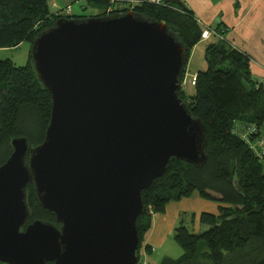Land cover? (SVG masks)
I'll use <instances>...</instances> for the list:
<instances>
[{
	"label": "water",
	"instance_id": "1",
	"mask_svg": "<svg viewBox=\"0 0 264 264\" xmlns=\"http://www.w3.org/2000/svg\"><path fill=\"white\" fill-rule=\"evenodd\" d=\"M30 56L50 120L34 148L13 138L0 166V263L138 264L141 192L173 160H206V129L179 98L184 47L128 11L59 18ZM30 183L57 225L27 224Z\"/></svg>",
	"mask_w": 264,
	"mask_h": 264
},
{
	"label": "trees",
	"instance_id": "2",
	"mask_svg": "<svg viewBox=\"0 0 264 264\" xmlns=\"http://www.w3.org/2000/svg\"><path fill=\"white\" fill-rule=\"evenodd\" d=\"M48 1L0 0V50L23 42L31 46L36 36L59 18H86L52 14ZM109 1L87 0V4L104 8ZM154 1L158 3L142 0L134 9L117 13L132 11L166 24L184 47L182 81L190 51L200 42L201 28L179 1ZM103 16L107 15L94 17ZM205 61L206 70L197 72L192 84L193 95L185 100L180 90L179 98L206 129V160L199 167L173 160L166 172L141 192L142 210L136 220L138 257L152 217L162 214L168 203L197 194L219 203L218 214L199 215V224L207 227L200 233H191L183 225L175 228L173 241L183 254L159 264H264V161L251 149L262 138L264 90L250 74L249 57L224 40L206 46ZM51 105L31 56L19 67L8 59L0 60V166L12 152L13 138L24 137L29 149L43 142ZM238 127L244 132H238ZM251 128L254 132L245 139L243 134ZM26 201L27 224L40 220L57 225L55 215L41 207L33 183L26 189ZM144 249L150 252L149 246Z\"/></svg>",
	"mask_w": 264,
	"mask_h": 264
},
{
	"label": "crops",
	"instance_id": "3",
	"mask_svg": "<svg viewBox=\"0 0 264 264\" xmlns=\"http://www.w3.org/2000/svg\"><path fill=\"white\" fill-rule=\"evenodd\" d=\"M178 1L189 10L200 28L209 27L222 40L249 57L250 74L264 90V0ZM210 40H212L211 43L220 41L214 36L208 39ZM201 43L199 42L196 46ZM238 132L244 131L238 127ZM262 132L261 137L264 138ZM220 207L219 203L205 200L197 194L168 203L162 214L152 217L151 228L144 236L142 247L149 246L152 249V252H149L151 255L154 253L153 255L157 256L161 251L156 258L160 257L159 262L170 259L166 252L171 247L168 245L171 244L167 245V243L173 241L175 228L180 225L187 228L190 222L191 227L196 231L193 233L205 231L207 227L199 224V215L201 213L217 215ZM163 249L166 250L163 251ZM182 254L183 252L179 253L180 256Z\"/></svg>",
	"mask_w": 264,
	"mask_h": 264
},
{
	"label": "rangeland",
	"instance_id": "4",
	"mask_svg": "<svg viewBox=\"0 0 264 264\" xmlns=\"http://www.w3.org/2000/svg\"><path fill=\"white\" fill-rule=\"evenodd\" d=\"M110 2V1H109ZM142 2V0H122L115 3H109L107 7H101L98 5L92 6L87 4V0H49L48 1V8L50 13L52 14H60L62 16H85L86 18L98 16L101 14L109 15L113 13H117V11H123L125 9H134ZM69 13V14H68ZM211 35L210 37H212ZM209 37V38H210ZM208 38V39H209ZM208 39H201L198 46L192 52V48L190 51V55L186 64L185 75L181 82V92L183 93V97L185 100H188L190 96L193 95L194 89L191 85V79L196 76L195 73L199 71H204L207 68V63L205 61V48L208 44L211 43L212 40L208 41ZM192 52V53H191ZM31 54V46L28 42H23L16 48L12 49H2L0 50V60L8 59L10 60L15 66H25ZM263 131V132H262ZM262 133L264 134V128H262ZM191 223H188V230L189 232L193 233L196 232L193 227H191ZM202 232V231H201ZM174 235V234H173ZM171 245H168V244ZM168 251L166 254L171 257L170 259H177L179 258V253L183 252L182 249L174 242L170 241L167 243ZM200 249V246L199 248ZM166 249H163L165 251ZM152 252V249H150ZM161 252V251H160ZM158 252V254H160ZM154 254V253H153ZM151 255L147 253L144 247H141V251L139 253V257L141 261H145L149 264H159L160 262L156 259V255Z\"/></svg>",
	"mask_w": 264,
	"mask_h": 264
},
{
	"label": "built area",
	"instance_id": "5",
	"mask_svg": "<svg viewBox=\"0 0 264 264\" xmlns=\"http://www.w3.org/2000/svg\"><path fill=\"white\" fill-rule=\"evenodd\" d=\"M118 1H122V0H110L111 3H115V2H118ZM152 2H156L158 3V1H154L152 0ZM69 14V13H68ZM211 35H213L214 37H218L220 40L221 37L218 36V34L210 29L209 27H202L201 28V34H200V38L201 39H208ZM194 80H195V77L191 79V85L194 83ZM182 82V81H181ZM181 85V83H180ZM254 132V128H251L250 130H247L244 134H243V137L245 139H247V137L252 133ZM251 149L254 151V153L262 160L264 161V138H259L256 140V143L252 144L251 145ZM138 264H146L145 261H141L139 259L138 261Z\"/></svg>",
	"mask_w": 264,
	"mask_h": 264
}]
</instances>
